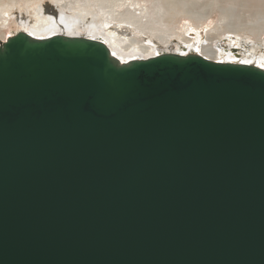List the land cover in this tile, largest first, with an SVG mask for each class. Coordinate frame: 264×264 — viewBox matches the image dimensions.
<instances>
[{"label":"water","instance_id":"water-1","mask_svg":"<svg viewBox=\"0 0 264 264\" xmlns=\"http://www.w3.org/2000/svg\"><path fill=\"white\" fill-rule=\"evenodd\" d=\"M0 264H264V71L9 38Z\"/></svg>","mask_w":264,"mask_h":264},{"label":"bare ground","instance_id":"bare-ground-1","mask_svg":"<svg viewBox=\"0 0 264 264\" xmlns=\"http://www.w3.org/2000/svg\"><path fill=\"white\" fill-rule=\"evenodd\" d=\"M203 24L264 43V0H0V45L18 33L38 40L62 36L99 42L122 64L197 55L264 71V51L253 46L215 54L201 45L200 36L190 34Z\"/></svg>","mask_w":264,"mask_h":264},{"label":"rangeland","instance_id":"rangeland-1","mask_svg":"<svg viewBox=\"0 0 264 264\" xmlns=\"http://www.w3.org/2000/svg\"><path fill=\"white\" fill-rule=\"evenodd\" d=\"M252 17L247 16L245 18V21H250ZM206 26V27H205ZM196 35L199 37L197 40L201 45L206 47L208 50H211L212 52L219 53L221 51L219 50H224V49H230V51L236 52L240 47L243 46L246 48L247 51H250L252 48L255 47L257 48V52L259 53L264 51L263 49L260 50L258 46H262L264 43H256V42H249V41H243L237 34L234 33H224L222 35L217 34L215 30H213L211 25H206L203 24L201 28H197V30L194 31V33H191L190 36L196 37ZM262 39L264 40V30L261 33ZM242 42H245L246 44L244 45ZM248 47V48H247ZM243 49V48H241ZM252 51V50H251ZM193 54H196L194 50H191Z\"/></svg>","mask_w":264,"mask_h":264}]
</instances>
